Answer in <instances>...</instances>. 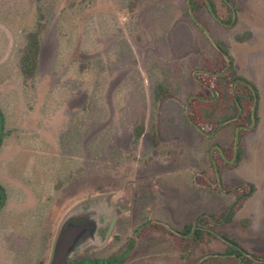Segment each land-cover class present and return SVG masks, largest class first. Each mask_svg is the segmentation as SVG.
Returning <instances> with one entry per match:
<instances>
[{
	"label": "rangeland",
	"instance_id": "1",
	"mask_svg": "<svg viewBox=\"0 0 264 264\" xmlns=\"http://www.w3.org/2000/svg\"><path fill=\"white\" fill-rule=\"evenodd\" d=\"M131 1L0 0V264H49L62 227L79 218L96 231L68 264H208L229 246L264 256V0L189 3L192 14L187 0ZM39 11L46 30L27 88L18 62ZM211 39L229 45L235 70L256 87L253 131L186 119L198 75L228 70L204 71L219 51ZM157 82L172 95L155 103ZM222 151L241 154L235 169L217 166ZM218 218L215 229L201 224ZM188 225L230 243L204 232L185 248L177 232Z\"/></svg>",
	"mask_w": 264,
	"mask_h": 264
},
{
	"label": "trees",
	"instance_id": "2",
	"mask_svg": "<svg viewBox=\"0 0 264 264\" xmlns=\"http://www.w3.org/2000/svg\"><path fill=\"white\" fill-rule=\"evenodd\" d=\"M139 0H132L130 6L135 7ZM206 1L208 0H189L192 10H207ZM44 16L41 11L38 12L34 27L25 33V44L20 51V57L18 62L19 73L22 78V83L27 88H33L39 65V56L41 52L42 37L46 30ZM223 23V21H222ZM252 34L247 32L241 36L235 38L238 42H245L251 39ZM217 56L215 61H207L204 71L214 74H220L227 66V60L225 55L230 61V67L228 70L220 75H198L201 80V89L197 92L196 97L187 102L186 108L189 113L186 115L187 121L194 127L204 129L209 127L212 130L216 129L219 124H229L235 127L239 131V135L253 131L258 123L257 118V104L255 111L254 108V96L257 97L256 87L240 76L233 66V60L229 55V45L224 41H217ZM213 91L216 92L217 97L213 100ZM172 95V90L166 82H157L153 87V101L155 103L160 102ZM254 115V116H253ZM197 128V129H198ZM144 134V122L143 120L136 124L132 133V145H137L139 140ZM5 119L3 112L0 110V147L3 145L5 137ZM152 142L156 146L157 138L154 135ZM223 152V151H222ZM221 152V155H215V161L217 166L221 168H228L230 170L235 169L242 160L240 153L233 158L231 152ZM230 154V156H228ZM232 157V159H231ZM249 194L254 192V187L249 186ZM243 190V189H241ZM247 195L240 200L237 205L234 206L230 212V216L225 220L228 222L232 219L235 213L241 209L244 200ZM6 201V191L0 183V210L4 206ZM202 217V216H201ZM222 218H218L216 221L201 223L202 225H211L212 228H216L218 222ZM211 232L197 228L194 225H188L183 232H177L178 235L187 237L184 247L187 248L192 242H197L201 239L202 233ZM180 239L182 237L178 236ZM220 261H214L208 264H248L253 262H260L264 260V256H250L249 254L241 253L237 248L229 246V250H226L222 254ZM242 256V257H241ZM258 257V258H256Z\"/></svg>",
	"mask_w": 264,
	"mask_h": 264
},
{
	"label": "water",
	"instance_id": "3",
	"mask_svg": "<svg viewBox=\"0 0 264 264\" xmlns=\"http://www.w3.org/2000/svg\"><path fill=\"white\" fill-rule=\"evenodd\" d=\"M188 1V7H189V12L192 14L191 8L189 6V0ZM208 7H209V1H206ZM207 34V33H206ZM211 43L216 47L217 44L211 39ZM225 58L228 62L227 68L224 70L226 71L230 67V61L228 57L225 55ZM213 96L214 98L217 96L216 92L213 91ZM257 104V97L254 96V108H253V113L255 111V107ZM188 115V110L186 111ZM254 116V115H253ZM222 124H219L221 126ZM237 145V144H235ZM197 228L207 230L216 236H218L220 239H222L225 242H228L223 236L219 235L215 230L212 228L208 227H201L196 225ZM96 231V223L91 220H69L67 221L64 226L62 227L57 240L55 242L54 248H53V253H52V258L50 260L49 264H68V260L70 255L73 253L75 248L85 240L87 237L92 236L94 232ZM230 243V242H228ZM263 261V260H259Z\"/></svg>",
	"mask_w": 264,
	"mask_h": 264
},
{
	"label": "flooded vegetation",
	"instance_id": "4",
	"mask_svg": "<svg viewBox=\"0 0 264 264\" xmlns=\"http://www.w3.org/2000/svg\"><path fill=\"white\" fill-rule=\"evenodd\" d=\"M227 3H229L228 1H227ZM230 6V8H233V6H231V5H229ZM219 21V20H218ZM221 22V21H220ZM232 22V21H231ZM221 24H223V25H226V24H224V23H222L221 22ZM228 25V24H227ZM78 220H84V218H79ZM74 221V220H73ZM82 262H80V263H75V264H81ZM104 264H109V263H107V261L106 262H104Z\"/></svg>",
	"mask_w": 264,
	"mask_h": 264
}]
</instances>
